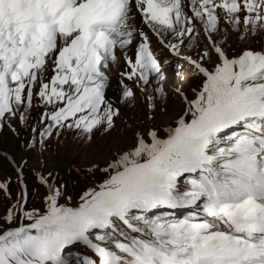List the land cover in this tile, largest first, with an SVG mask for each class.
Returning <instances> with one entry per match:
<instances>
[{"label":"snow or ice","instance_id":"6c2138e0","mask_svg":"<svg viewBox=\"0 0 264 264\" xmlns=\"http://www.w3.org/2000/svg\"><path fill=\"white\" fill-rule=\"evenodd\" d=\"M189 7L190 14L183 0H0V120L17 113L26 120L38 98L47 109L42 138L54 129L90 138L114 125L105 69L137 38L122 75L142 92L165 79L167 61L132 26L134 12L177 57L176 40L191 47L201 34L197 21L207 41L185 59L200 86L191 100L178 90L186 109L167 138L156 130L138 137L75 208L60 203L64 185L38 175L47 210L25 211L23 197L7 209L9 224L18 213L28 223L0 232V264H264V49L229 56L219 37L221 13L237 39L264 31V0H189ZM123 97L135 92L125 87ZM0 192L10 194L6 182ZM176 208L195 214H156ZM75 245L87 251L66 255Z\"/></svg>","mask_w":264,"mask_h":264},{"label":"rangeland","instance_id":"374dc122","mask_svg":"<svg viewBox=\"0 0 264 264\" xmlns=\"http://www.w3.org/2000/svg\"><path fill=\"white\" fill-rule=\"evenodd\" d=\"M183 2L190 14L189 0ZM131 23L137 32L143 31L135 12ZM220 29L219 37L226 38L229 56L239 54L242 49H264V31H258L255 35L248 34L244 40L237 39L230 26L224 22L222 13ZM196 30L201 34L191 41V47L187 38L185 44L175 41L180 48V57L173 55L172 50L161 44L152 32L144 31L150 38L156 57L167 63L163 65L165 79L157 85L153 78V83L143 92L136 87L134 81L122 75L127 72L124 66L128 48L117 50L116 63L110 61L109 68L105 69L108 76L105 94L113 91L114 94L105 95V99L119 114L114 118V125L107 131L99 127L88 138L76 130L68 129H61L60 134L56 135L54 129L52 136L42 138L40 133L48 124H41L40 120L47 109L35 97L31 108L26 112V120L21 121L19 113L15 117L0 120V144H7L0 146V181L8 184L10 193L0 192V232L28 223L19 218V213L12 224L4 219L7 209L20 203L22 197L25 211L35 210L41 214L46 212L47 187L38 183V175L47 178L51 174L53 183L64 185V196L60 203L75 208L80 205V197L85 191L97 188L103 181L106 173L101 169L121 152L128 150L138 137H146L149 131L156 130L161 138H167L166 130L175 127L176 119L186 109V103L178 90L191 100L195 94L193 89L200 86V81L189 74L185 63L186 57L191 55L195 58L197 50H202L207 44L198 21ZM165 39L168 43L173 42L170 33L165 34ZM178 64L183 67L178 68ZM47 75L50 76L51 71ZM157 86L163 89L162 93L155 91ZM125 87L133 89V99H124ZM148 96L152 97L151 101ZM4 154L8 156V160ZM181 186H184L183 180ZM172 213L173 211H159L157 215L172 216Z\"/></svg>","mask_w":264,"mask_h":264},{"label":"bare ground","instance_id":"6f19581e","mask_svg":"<svg viewBox=\"0 0 264 264\" xmlns=\"http://www.w3.org/2000/svg\"><path fill=\"white\" fill-rule=\"evenodd\" d=\"M189 10H190V7H189ZM137 17H138V20H139V24H140V28L143 30V31H148V32H152L154 35H156L153 31H152V29L148 26V25H146L144 22H143V20H142V18L137 14ZM147 32V33H148ZM151 35V34H150ZM159 38V37H158ZM160 39V38H159ZM138 43V42H137ZM135 46H136V42L134 43V45H132V46H130L129 48H128V50H129V52H128V55H127V57L128 58H132L133 57V54H134V49H135ZM125 67V71H128L129 69H128V66H127V62H126V65L124 66ZM116 85H118V83H116ZM116 89V87H114V90ZM114 94V91L113 92H109V93H107V94H105V95H107V96H112ZM4 145H7V144H5V143H1L0 144V146H4ZM11 145V144H10Z\"/></svg>","mask_w":264,"mask_h":264},{"label":"water","instance_id":"95a60500","mask_svg":"<svg viewBox=\"0 0 264 264\" xmlns=\"http://www.w3.org/2000/svg\"><path fill=\"white\" fill-rule=\"evenodd\" d=\"M6 155V154H5ZM6 157H7V155H6Z\"/></svg>","mask_w":264,"mask_h":264}]
</instances>
